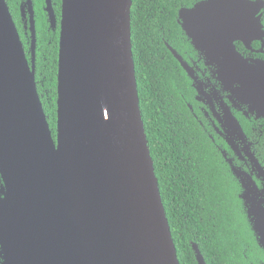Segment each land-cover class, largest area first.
<instances>
[{"label": "water", "instance_id": "obj_1", "mask_svg": "<svg viewBox=\"0 0 264 264\" xmlns=\"http://www.w3.org/2000/svg\"><path fill=\"white\" fill-rule=\"evenodd\" d=\"M132 6L62 0L55 137L36 81L34 15L29 59L0 0V264H180L140 104ZM263 9L264 0H200L180 8L178 22L233 96L264 117V59L236 45L264 48ZM228 117L230 131L244 133L231 107ZM243 198L264 249V201Z\"/></svg>", "mask_w": 264, "mask_h": 264}, {"label": "trees", "instance_id": "obj_2", "mask_svg": "<svg viewBox=\"0 0 264 264\" xmlns=\"http://www.w3.org/2000/svg\"><path fill=\"white\" fill-rule=\"evenodd\" d=\"M55 1L60 7L62 0ZM198 1L133 0L132 42L140 104L180 264H199L194 242L207 264H247L243 246L254 245L250 238L254 231L233 216L239 199L221 184L224 176L218 173L219 162L209 138L182 97L181 90L189 99L190 81L167 45L183 55L190 48L178 12ZM262 13L264 23V9ZM36 18V81L56 137L59 35L49 29L43 12L38 11ZM208 175L212 184L199 190ZM205 191L207 196H203ZM186 210L191 215H179ZM255 247L257 256L264 259V249Z\"/></svg>", "mask_w": 264, "mask_h": 264}, {"label": "flooded vegetation", "instance_id": "obj_3", "mask_svg": "<svg viewBox=\"0 0 264 264\" xmlns=\"http://www.w3.org/2000/svg\"><path fill=\"white\" fill-rule=\"evenodd\" d=\"M6 1L29 59H31V14L34 15L37 26V12H43L49 24V29L60 37L62 2L59 7L57 2L52 0L57 19L56 25L52 26L49 14L46 11L45 0ZM183 35L187 40L185 43L188 42L190 48L184 50V55L180 53L193 66L195 79L186 73L190 81L187 87L190 97L188 99L186 93L181 90L182 97L187 103L195 122L201 126L209 138L215 158L219 162L218 173L222 177L224 176L221 183L223 188L233 190L234 196L239 199L238 212L233 216L241 219L245 223L243 226H247L249 230H252L248 208L243 196L248 193L256 202L264 201V117L252 104L245 103L233 96L232 90L230 91L223 80L219 78L217 64L211 61L205 51H199L192 45L184 31ZM24 39H26V42ZM256 42L258 43L256 46H254L255 42L252 43V49L256 52L246 49L242 41H236V45L244 55L264 59V48H262L259 41ZM241 46L245 49H242ZM181 49H184V46H181ZM229 107H231L232 114L241 124L245 134L238 128L230 131L228 126L230 125ZM210 179V176L206 177L205 182L199 184V190H202V186L208 188L212 184ZM242 179L248 184L246 185V182ZM180 183L183 186V183L178 180V184ZM203 196H207L206 191ZM201 206L202 209L206 208V205ZM179 215L182 217L186 215L187 217L191 214L186 210L182 214L179 213ZM252 233L250 238L253 240L254 245L243 246V253L248 261L247 264H264V259L259 258L258 253L255 252V245L259 244L254 232ZM255 261H258V263Z\"/></svg>", "mask_w": 264, "mask_h": 264}, {"label": "rangeland", "instance_id": "obj_4", "mask_svg": "<svg viewBox=\"0 0 264 264\" xmlns=\"http://www.w3.org/2000/svg\"><path fill=\"white\" fill-rule=\"evenodd\" d=\"M254 42H256V41H254ZM245 48L248 49V50H252V49L247 48L246 46H245ZM252 51H253V50H252ZM254 51L256 52V50H254Z\"/></svg>", "mask_w": 264, "mask_h": 264}]
</instances>
